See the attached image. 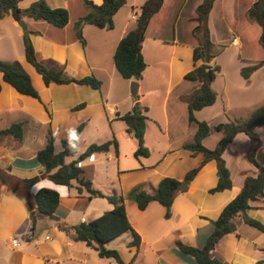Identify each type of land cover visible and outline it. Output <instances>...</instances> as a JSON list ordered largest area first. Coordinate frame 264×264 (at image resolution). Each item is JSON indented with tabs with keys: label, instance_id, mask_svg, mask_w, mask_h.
Wrapping results in <instances>:
<instances>
[{
	"label": "crops",
	"instance_id": "crops-1",
	"mask_svg": "<svg viewBox=\"0 0 264 264\" xmlns=\"http://www.w3.org/2000/svg\"><path fill=\"white\" fill-rule=\"evenodd\" d=\"M37 1L39 0H20L19 6L25 10ZM45 1L51 8L67 9L70 20L66 27L57 28L43 20L37 21L28 17L23 19L30 32V40L38 60L50 68H64L65 72L73 78L80 79L94 75L102 81V87L96 90L76 84L47 86L42 76L26 60L25 36L19 22L15 21L10 14L0 19V52L9 56L15 51L17 54L15 59L25 61L26 65L32 66H28L31 68L28 72L34 87L40 94V100L21 95L4 81L3 74L0 73V130L14 123H23L21 141L6 137L5 141L0 142V168L20 180L40 176V181L30 189L33 205L35 195L43 188L55 190L61 197L56 218H40L33 227L31 211L26 201L2 185L0 189V264H118L112 258H101L98 251L87 246L86 243L75 242L70 230L77 224L100 217L112 210L114 206L106 198H91L85 190L82 195H79L76 182L73 183V187H66L56 185L45 178L42 174L43 167L37 160V153L46 146L49 129L55 137V152L60 153L63 150L61 141L70 139L79 123L87 121L82 135L90 127L93 119H104L105 105L109 98V94L103 92L105 82L108 88L114 82L120 83L124 88L127 87L128 96L131 94V82L136 80L124 79L115 63L110 64L108 58L114 62V54L119 42L135 29L136 18L133 16L140 11L147 0H127L126 5L113 17L114 29L112 30L99 29L86 23L84 17L87 10L84 0ZM90 1L95 5L103 3V0ZM202 2L203 0H163L162 8L153 16L147 28L142 48L147 67L141 80L137 82L140 96L138 102L148 108L147 116L150 118L145 132V146L150 150V156L135 158L137 141L131 137L133 134L127 132L126 127L125 131L115 133L118 150L112 147L108 153L94 154L78 164L83 169L85 179H93L88 175L87 168H92L101 156L109 155L112 150L115 152L122 172L146 173L143 178L138 179L136 184L145 183V191L150 193L154 192L159 182L165 177L182 181L186 173L201 162L200 154L193 156L190 151L184 149V145L193 142L197 131V125L189 123V101L199 87V82L185 78L186 74L195 67L193 52L197 46V40L188 43L181 39L180 19L183 14L170 12V6L173 5L174 8L181 6V9H186L192 3V13L189 16L193 23L196 9ZM219 2L220 0L215 1L209 23ZM249 22L253 27L258 25L250 20ZM77 26L86 40L85 47L77 38ZM193 28L194 26L190 29L192 35ZM257 31L261 35V28H257ZM237 42L234 45L241 47L239 38ZM185 54H192V62L185 61ZM0 58L4 61L11 60L8 57ZM250 62L253 63L256 60H243L245 65ZM259 72L264 73V67L254 72L248 83H252ZM163 78L166 81L165 89L161 85ZM126 102L128 103L127 98ZM130 102L124 114L131 111L135 105L132 94ZM80 105L83 107L77 108ZM206 108H212V106ZM203 110L197 111V115H200ZM117 112L116 108H110V114ZM229 120L226 118L223 122ZM206 122L212 125L211 121ZM219 123H213L215 125L211 128ZM65 125L69 126L70 135L63 137L60 132ZM151 125L163 128L161 134L166 138L167 145L152 141L153 137L158 139L160 136L159 131L154 130ZM256 131L260 139L259 144L241 133L228 145L223 155L231 173L233 182L231 189L214 194L209 192L216 187L219 179L217 163L212 160L199 171L193 181L187 185V189L177 195L169 219L165 218L166 209L154 201L145 210H140L137 204L135 207L131 205L132 220L125 199L127 217L133 230L140 236L141 244L138 249L130 248L128 245L133 238L127 236L126 246L112 247L117 238L106 247L117 250L127 264H197L193 257L179 250L176 242L181 241L185 245L197 248H203L206 245L214 231L213 222L241 192L246 177L256 174V168L248 161L247 155L254 151L264 153V126L257 128ZM40 132H43V135H40ZM40 136L43 137L40 138ZM212 136L211 132L204 140V145ZM213 137L214 141L208 149H214L223 135L215 132ZM28 138H33V142L28 141ZM239 139L246 142L247 147L241 148L236 153L233 147ZM93 143H88L87 147ZM82 153L78 151L76 157L66 158V162L73 161ZM155 153L157 155L152 159V154ZM179 153H189L190 156L186 159V156H180ZM175 154L179 156H172ZM93 189L97 190L94 186ZM251 204L252 207L246 212L247 216L264 224V207H262L264 197ZM235 222L237 232L224 237L212 256L230 264H264V249L261 243L264 232L246 224L242 216H237ZM15 242L18 245H15Z\"/></svg>",
	"mask_w": 264,
	"mask_h": 264
},
{
	"label": "trees",
	"instance_id": "trees-1",
	"mask_svg": "<svg viewBox=\"0 0 264 264\" xmlns=\"http://www.w3.org/2000/svg\"><path fill=\"white\" fill-rule=\"evenodd\" d=\"M20 0H0V19L6 15H11L17 22L25 17L34 20H43L49 24L64 28L70 20L69 11L65 8H51L45 0H39L32 4L28 9H21ZM216 0H203L196 9V17L193 19L195 26L193 35L197 40L194 48L193 60L194 69L186 74L188 80L198 81L199 87L193 93L189 101V123L197 125L194 140L184 145V149L190 151L193 156L200 154L202 160L198 166L188 171L182 181L171 177L163 178L154 192L150 193L141 187L134 188L130 192V197L136 202L140 210H145L151 202L160 203L165 209V218L171 217V208L175 198L179 193L180 185H189L199 171L209 162L216 161L218 169V183L216 187L210 189V193L223 192L233 187L231 173L226 165L223 155L230 143L233 142L238 134L247 135L253 142L259 144L260 139L256 129L264 126V104L256 108L247 118H236L226 123H219L214 128L206 121H198L195 113L206 107L213 106L217 101V93L213 89V82L221 71L219 65L215 63L216 58L222 53L223 46L214 43L209 27V17L213 10ZM127 3V0H103L101 5H95L90 0H84L87 14L84 20L87 24L99 29H114L113 17ZM163 6V0H147L136 13V27L126 34L118 44L114 54V63L120 75L126 80L139 81L142 78L147 64L144 59L142 48L145 34L151 19ZM248 19L256 23L261 28L260 43L264 49V0H256L247 11ZM76 35L80 43L85 47L86 40L79 26ZM25 57L35 70L42 76L44 83L65 85L76 84L88 86L96 90L102 87V81L94 75H89L80 79L70 77L64 68H50L39 61L32 41L25 38ZM264 67V58L250 64H246L240 70V75L245 80H250L254 72ZM0 73L6 83L12 86L21 95L29 96L40 100V94L34 87L29 74L24 70L18 61L10 62L0 59ZM1 93V84H0ZM139 96L135 100L132 111L118 116L127 125V131L133 134L137 141V149L134 153L135 158H148L150 150L145 146V132L148 108L140 105ZM83 105L77 106L81 108ZM87 125V121H82L74 130L70 139L61 141L63 150L55 152V137L51 129L48 131L47 144L37 153V160L43 167L42 174L56 185L73 187L77 183V191L82 195L83 190L89 196L106 198L114 208L105 212L100 217L82 222L73 226L72 238L75 242H84L87 246L98 251L101 258H112L118 264H127L122 259L117 250H111L106 245L119 238L127 232H131L133 240L129 247L139 248L141 244L140 236L133 230L126 213L125 202L122 196L116 192L106 195L93 189L92 182L83 177V169L78 165L81 161L89 159L94 154L108 153L112 147L118 150L116 139L108 140L104 143H93L78 158L67 163L66 158H74L78 154L77 140ZM214 129L222 133L223 137L214 149H208L204 145V140ZM6 137H13L21 141L23 139V123H14L10 127L0 130V142ZM248 161L256 168L254 176L245 179L241 192L234 198L221 212L219 218L213 222L214 231L208 238L203 248H197L177 241L179 250L188 256L193 257L197 264H230L212 256L213 251L221 240L227 235L237 232L235 218L242 216L243 221L251 227L264 232V224L256 219L247 216L246 212L252 207V202L260 201L264 197V153L252 152L247 155ZM0 176L3 177V185L8 187L17 197L26 201L31 211V221L33 227L40 218H56V211L60 205V194L52 189L43 188L37 192L33 200L30 189L40 181V176L30 179L20 180L10 175L7 171L0 168ZM6 176L7 180H6ZM15 180L16 185H11L10 181ZM264 207V204L263 206Z\"/></svg>",
	"mask_w": 264,
	"mask_h": 264
},
{
	"label": "rangeland",
	"instance_id": "rangeland-1",
	"mask_svg": "<svg viewBox=\"0 0 264 264\" xmlns=\"http://www.w3.org/2000/svg\"><path fill=\"white\" fill-rule=\"evenodd\" d=\"M253 1L254 0H220V2L215 7L213 17L209 23L211 37L214 43L223 46L222 53L215 60V63L220 66L221 71L218 73V76L212 85L213 89L217 93V101L212 106V108H204L200 115H197V113H195V117L196 119L198 118V121L208 120L211 121L213 125V123L219 122L226 123L223 122L226 120V118L230 120H233L234 118H247L258 106L264 103V73L259 72L252 83H248L249 81L245 80L240 75V69H242L241 66L245 65L243 63V60L246 59L258 61L264 57L263 49L259 43L260 32L257 31V28L259 29L260 27L258 25H255L256 27L250 25L247 17V10H249L251 5L253 4ZM192 3L189 4L186 9H181V6H178L176 8H174L173 5L170 6V12H179L183 14V17H181L180 19V36L181 39L188 41V43H190L192 40L194 42L196 41L192 33H190L191 27L195 26V22L193 21L192 23V18L189 16L190 13H192ZM238 38L240 39L241 47H237L234 45L238 43ZM5 55L6 54H2V51L0 52V57H8L9 59H11L8 60L10 62L18 61L22 65L24 70L29 74L28 71L31 70V68L29 67L32 66H30L29 64L26 65L27 63L25 61L21 62L15 59L17 55L15 51H13V54H10L9 56ZM184 58L185 61L192 62V54H185ZM108 62H110V64H114L112 59L110 60L109 58ZM26 67H28V69ZM164 79L165 78L161 80L163 89H165L164 85L166 82L164 81ZM103 92L104 94H109L108 102L105 105L106 114L103 117L104 119H93L90 127L87 128V130L81 135V137H79L78 151L80 153L85 151L88 143H104L108 140L116 139L115 133L125 131L127 127L126 123L118 117L124 115L126 109L131 103V94L129 95V97L127 87L124 88V86H121L120 83L114 82L113 85L108 88L107 82H105ZM126 98L128 103L126 102ZM111 107L116 108V112H118L110 114ZM214 119H216L215 122L213 121ZM151 126L154 128V130L159 131L160 136V138L158 139L153 137L152 141L154 143L159 141V143L167 145L168 143L166 141V138L161 134L163 128L160 129L157 125ZM215 132L216 131L212 129L213 136H215ZM69 133V126L65 125L61 129L60 135L65 137ZM40 135H43V132H40ZM213 136L208 139V141H206L205 146L207 148L214 141ZM42 137L43 136H40V138ZM131 137L134 136L132 135ZM32 139L33 138H28V141ZM5 140V138L2 139V141ZM246 147V142H243L242 139H239V141L234 144L233 150L237 153L241 150V148L245 149ZM156 155L157 153L152 154V159H154ZM179 155L186 156V159L190 156L189 153H179ZM179 155L175 154L172 156L177 157ZM109 156L112 157L110 158ZM87 173L91 179L93 178L90 181H92L94 188H96L98 191L105 194H113L114 192H116L118 196L123 197L124 202L126 199V203L129 209V215L133 220L130 206L132 205L135 207L136 202L132 199V197H130V192L137 187H141L143 190L146 189L145 183H139V185L136 184L138 179L143 178L146 173H132L130 171L122 172L120 163L118 162L113 150L109 155L101 156L92 168H87ZM7 177L8 176L5 177L6 180ZM2 182L3 177L0 176V189L3 185ZM10 184L16 185L15 180H11ZM127 236L133 238L131 232H127L123 234L122 237L118 238L117 241L112 245V247L121 248L126 246L125 241L127 239ZM261 243L264 249V236Z\"/></svg>",
	"mask_w": 264,
	"mask_h": 264
},
{
	"label": "water",
	"instance_id": "water-1",
	"mask_svg": "<svg viewBox=\"0 0 264 264\" xmlns=\"http://www.w3.org/2000/svg\"><path fill=\"white\" fill-rule=\"evenodd\" d=\"M19 25L21 26V28H22V30L24 32L25 38L29 40L30 39V32H29V30L27 28V25H26L25 21L24 20L20 21ZM131 94H132V96H133V98L135 100L139 96V83L137 81H132L131 82ZM186 189H187V184L182 183L180 185V190L185 191Z\"/></svg>",
	"mask_w": 264,
	"mask_h": 264
},
{
	"label": "built area",
	"instance_id": "built-area-1",
	"mask_svg": "<svg viewBox=\"0 0 264 264\" xmlns=\"http://www.w3.org/2000/svg\"><path fill=\"white\" fill-rule=\"evenodd\" d=\"M133 18H136V16L134 15ZM15 245H18L17 242H15Z\"/></svg>",
	"mask_w": 264,
	"mask_h": 264
}]
</instances>
